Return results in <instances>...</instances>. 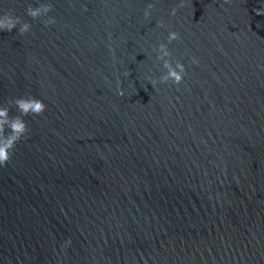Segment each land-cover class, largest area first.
I'll list each match as a JSON object with an SVG mask.
<instances>
[{
    "label": "water",
    "instance_id": "obj_1",
    "mask_svg": "<svg viewBox=\"0 0 264 264\" xmlns=\"http://www.w3.org/2000/svg\"><path fill=\"white\" fill-rule=\"evenodd\" d=\"M40 3L55 23L27 15ZM257 8L264 0H0L31 24L0 31V105L46 104L0 166V264H264ZM161 42L185 65L179 85L149 79L167 71Z\"/></svg>",
    "mask_w": 264,
    "mask_h": 264
},
{
    "label": "clouds",
    "instance_id": "obj_2",
    "mask_svg": "<svg viewBox=\"0 0 264 264\" xmlns=\"http://www.w3.org/2000/svg\"><path fill=\"white\" fill-rule=\"evenodd\" d=\"M180 6H183L181 2ZM52 3H40L38 6L33 7L29 5L26 8V13L33 19L40 18L41 16H47L52 10ZM155 8V4L150 3L144 10L145 18L151 15V10ZM86 10V9H85ZM177 9L174 7L171 11V15L176 14ZM257 14L264 13V8L255 9ZM43 23L45 26L55 23V17L47 16ZM19 27L17 28V26ZM163 20L158 21V26H163ZM17 29L20 34H25L31 29L30 22H26L22 17L15 15L12 10H7L0 13V31H9ZM180 33L178 31H169L167 40L171 43L174 40H179ZM157 51V60L163 61V67L167 69L159 78H149L153 85L157 83H168L179 85L183 80L185 74V65L180 61L176 60L173 64L171 57L172 51L168 48L166 43H159L158 46H154ZM195 60V57H193ZM7 105H14L17 111V115H10V107L0 105V166H6L8 161L13 156V150L17 143L25 137L28 132L27 122L24 117L28 115L39 116L44 113L46 104L42 99H39L31 94L26 96H16L10 98L7 101ZM71 244V237L67 238L61 245L62 248L66 249Z\"/></svg>",
    "mask_w": 264,
    "mask_h": 264
}]
</instances>
